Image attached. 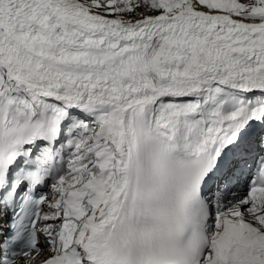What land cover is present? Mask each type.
<instances>
[{"label": "snow or ice", "instance_id": "1", "mask_svg": "<svg viewBox=\"0 0 264 264\" xmlns=\"http://www.w3.org/2000/svg\"><path fill=\"white\" fill-rule=\"evenodd\" d=\"M0 264H264V0H0Z\"/></svg>", "mask_w": 264, "mask_h": 264}]
</instances>
